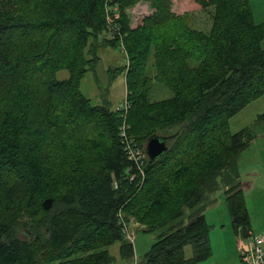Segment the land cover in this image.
Instances as JSON below:
<instances>
[{"label": "trees", "instance_id": "trees-1", "mask_svg": "<svg viewBox=\"0 0 264 264\" xmlns=\"http://www.w3.org/2000/svg\"><path fill=\"white\" fill-rule=\"evenodd\" d=\"M139 2L152 11L133 26L127 9ZM197 4L213 8L208 31L190 27L174 0H0V264H109L116 243L132 260L121 215L158 233L137 264H199L213 253L204 202L222 188L234 233L252 235L240 158L258 132L229 123L264 95V22L249 0ZM122 42L126 115L81 90L99 48ZM155 81L173 96L150 100ZM124 124L142 149L169 132L157 135L169 137L167 152L144 172Z\"/></svg>", "mask_w": 264, "mask_h": 264}, {"label": "rangeland", "instance_id": "rangeland-1", "mask_svg": "<svg viewBox=\"0 0 264 264\" xmlns=\"http://www.w3.org/2000/svg\"><path fill=\"white\" fill-rule=\"evenodd\" d=\"M254 17L257 23L264 22V0H249ZM173 10L176 14L189 13L186 20L190 27L208 31L212 25L213 8L202 10L197 4V0H174ZM151 8L146 2H139L134 7L128 8L127 13L131 19V23L135 26L145 16L151 14ZM115 17L118 19L119 10ZM108 39H118L117 36H109L105 33ZM264 46V41L262 43ZM121 48L111 46H102L99 48L100 60L96 67L86 74L81 81L82 92L91 99L95 105H107L111 108L123 112L127 111V87L125 68L128 65V56L122 50L125 49V44L121 43ZM69 72L62 70L58 73V78L63 80L69 78ZM173 91L165 84L155 81L149 93V98L152 101H158L173 96ZM264 113V95L246 106L240 113L234 116L229 123L230 131L237 133L244 128H252L258 132V137L264 135V124L258 125L257 119L260 114ZM126 115V112L124 113ZM169 132H159L157 135H165ZM264 145V137L259 138L258 144L251 147V152L261 148ZM147 146V144H146ZM146 146L144 152L146 151ZM147 157V155H146ZM252 162L256 159L251 157ZM250 196L247 201H250ZM204 213L211 225L210 242L213 248V253L210 258L199 264H242L241 257L238 256L236 248L238 244V236L234 233L231 218L228 213L226 204L225 189L208 195L204 202ZM192 210L186 209L185 215L182 218L183 226L189 221V214ZM129 230L133 236L134 258L127 260L120 254V243H116L108 250L113 256V261L109 264H135L140 261L143 256L149 251L151 246L158 241V233H147L139 223L130 221ZM24 235V231L21 232ZM187 259L193 256V247L187 246L185 249ZM240 257V258H239Z\"/></svg>", "mask_w": 264, "mask_h": 264}, {"label": "crops", "instance_id": "crops-1", "mask_svg": "<svg viewBox=\"0 0 264 264\" xmlns=\"http://www.w3.org/2000/svg\"><path fill=\"white\" fill-rule=\"evenodd\" d=\"M260 137H264V135L257 137L240 158L241 181L246 201L249 196L252 201V204L247 201L252 223V235L264 232V145L261 148L257 147L253 153L250 151L254 144H258ZM251 157L256 161L252 162ZM236 251L239 256L237 248Z\"/></svg>", "mask_w": 264, "mask_h": 264}, {"label": "built area", "instance_id": "built-area-1", "mask_svg": "<svg viewBox=\"0 0 264 264\" xmlns=\"http://www.w3.org/2000/svg\"><path fill=\"white\" fill-rule=\"evenodd\" d=\"M116 12L117 10L115 11V15ZM115 19L116 17L112 19L111 14L108 17V23L112 25L108 31L109 36H117V31H119L118 27L115 25ZM127 135V126L124 124L122 127V137L126 140L127 152L129 153L130 159L134 160L138 164L141 172H144L146 159L148 158V156L146 157V151L144 152V149L138 147L136 144L134 145L132 143V139H129ZM121 223L127 239L132 242L133 236L129 230L131 223L125 222L124 215H121ZM237 249L241 257L242 264H264V232L251 235L249 238L239 236ZM135 264H137V262Z\"/></svg>", "mask_w": 264, "mask_h": 264}, {"label": "water", "instance_id": "water-1", "mask_svg": "<svg viewBox=\"0 0 264 264\" xmlns=\"http://www.w3.org/2000/svg\"><path fill=\"white\" fill-rule=\"evenodd\" d=\"M169 137H159L157 135L152 136L146 146V153L150 161H154L158 157L162 156L168 150L167 140ZM53 206V200L47 199L44 202L46 209H51Z\"/></svg>", "mask_w": 264, "mask_h": 264}]
</instances>
